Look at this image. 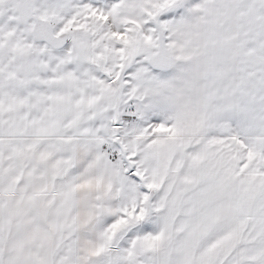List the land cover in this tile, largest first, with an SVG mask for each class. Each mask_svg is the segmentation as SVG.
I'll return each instance as SVG.
<instances>
[{"label":"snow or ice","instance_id":"obj_1","mask_svg":"<svg viewBox=\"0 0 264 264\" xmlns=\"http://www.w3.org/2000/svg\"><path fill=\"white\" fill-rule=\"evenodd\" d=\"M0 264H264V0H0Z\"/></svg>","mask_w":264,"mask_h":264}]
</instances>
